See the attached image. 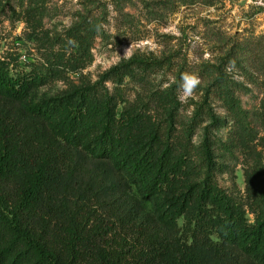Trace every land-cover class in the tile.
<instances>
[{
    "label": "trees",
    "instance_id": "1",
    "mask_svg": "<svg viewBox=\"0 0 264 264\" xmlns=\"http://www.w3.org/2000/svg\"><path fill=\"white\" fill-rule=\"evenodd\" d=\"M135 63L40 96L51 70L14 73L0 56V264H264L263 168L247 170L246 200L220 186L210 93L202 164L191 160L202 111L178 147L172 111L168 125L148 126L139 105L120 108L109 83ZM246 122L241 146L251 152Z\"/></svg>",
    "mask_w": 264,
    "mask_h": 264
},
{
    "label": "rangeland",
    "instance_id": "2",
    "mask_svg": "<svg viewBox=\"0 0 264 264\" xmlns=\"http://www.w3.org/2000/svg\"><path fill=\"white\" fill-rule=\"evenodd\" d=\"M0 56L14 61V73L51 70L55 77L40 96L96 82L134 60L132 75L109 83L119 107L139 105L148 126L168 125L172 111L178 147L202 111L192 137L197 164L203 126L211 122L204 104L210 93L219 120L213 131L220 186L246 200L247 170L264 171V0H0ZM185 72L200 79L187 101L180 89ZM246 121L251 152L241 146ZM30 130L38 141L49 139ZM149 209L145 205L146 214Z\"/></svg>",
    "mask_w": 264,
    "mask_h": 264
},
{
    "label": "clouds",
    "instance_id": "3",
    "mask_svg": "<svg viewBox=\"0 0 264 264\" xmlns=\"http://www.w3.org/2000/svg\"><path fill=\"white\" fill-rule=\"evenodd\" d=\"M200 85V79L197 74L185 72L181 76L180 89L182 91L181 99L187 101L195 94L196 89Z\"/></svg>",
    "mask_w": 264,
    "mask_h": 264
}]
</instances>
